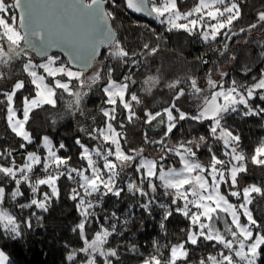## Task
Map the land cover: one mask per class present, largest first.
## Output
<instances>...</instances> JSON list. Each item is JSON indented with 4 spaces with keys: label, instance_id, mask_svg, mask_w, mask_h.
<instances>
[{
    "label": "snow or ice",
    "instance_id": "6c2138e0",
    "mask_svg": "<svg viewBox=\"0 0 264 264\" xmlns=\"http://www.w3.org/2000/svg\"><path fill=\"white\" fill-rule=\"evenodd\" d=\"M241 2L242 0H196L189 10L181 11L178 0H124V4L132 12L154 17L159 23L166 24L167 31L198 35L204 43L216 41L221 35L229 40L237 35L232 29L234 22L241 18ZM119 6L117 0H0V66L11 68L14 61L27 57L22 64V72L27 73L28 83L34 86L35 92L32 97L24 96L22 107L17 108L15 97L25 88V81L17 79L10 91L0 90V95L4 97L0 104H6L7 126L16 137L22 138L21 148L26 149L28 145L34 144L32 134L25 128L30 114L45 104L55 107L57 89L61 90V99H64L65 94L72 98L66 101V110L73 116L76 113L84 116L83 102L93 88L102 83V92L106 97L103 103L110 105L100 110L104 117L103 126H96L93 117L91 130L83 126L78 128L88 139L99 141L95 146L89 147L81 138L75 139V144L81 149L79 159L86 161V167H72L69 164L71 156L58 155L60 149L66 150L65 144L61 142L57 149L48 136H44L43 144L38 146L47 150L43 158L37 151H27L24 162L17 164L12 156L13 150L0 151V160L8 161L7 165L0 164V228L12 239L22 236L21 221L5 208L7 199L17 201L25 196L22 185L28 189L29 198L27 202L19 204L20 209L35 206L41 212H48L52 201L60 198L57 181L66 177L73 185L68 198L76 202V209L81 217L72 231H78L83 240V247L70 252L68 261H75L78 253H82L84 257L80 264H100L101 260L102 264H114L120 260L119 245L108 246L111 237L122 236L125 230H117L115 221H120V217L116 212L104 217L105 220L111 219L114 222L107 227L99 224L91 239L85 229L93 220L99 223L97 209H102L106 197H115L119 201L123 198L122 193L126 192L137 197L138 201L143 198L144 202H138L136 206L149 216L153 205H156L163 210V220H167L175 211L188 218L191 223L186 241L172 245L167 259L159 254L161 246L154 241L156 254L143 259L142 264H186L189 250L185 245H197L201 240L209 243L216 254L210 253L201 258L199 264H259L264 255L261 251L264 248V229L254 218L249 205L253 204L256 196L264 198V187L253 183L239 188L238 177L247 173L249 158L240 150V136L234 135L222 121L231 113L264 119V106H253L257 99L264 102V71L258 78L253 76L251 83L238 82L232 78L227 87L223 79L228 75L226 72H221V79L215 80L209 71L208 95L204 94L206 90L198 85L195 77L190 76L186 81L177 78L165 84L173 93L170 105L162 111L144 113V123L153 125L155 121L154 126L164 128L163 136L159 141H149L145 133L144 139L148 143L161 144L166 152L179 158L181 167H169L166 170L162 163L165 156H161L159 161L150 159L144 156L143 148H133L126 152L121 144L122 139L127 142L126 137L113 123L117 121L118 107L126 113L128 122L139 119L133 110V102L137 105L142 103L135 92L130 94V99H126L130 84L136 83L132 78V67L139 66L140 61L131 59L136 54L124 48L112 27V22L116 19L113 9ZM15 10L19 12L15 13ZM258 27L264 29V11L258 12L256 22L247 29L241 28L240 32H251ZM54 47L66 51L69 58L67 64H57L58 58L48 55L49 49ZM143 48L148 50L147 53H141L145 59L159 51L158 46L150 47L148 43ZM261 48L260 57L264 59V44ZM27 49L46 57V62L34 63ZM101 49H106L107 58L118 61L121 67L130 65L128 74L122 80L112 78L114 69L111 65L107 68L102 64L97 67ZM227 50L228 46L225 44L224 52ZM231 59L234 60L235 57ZM202 62L208 63L207 60ZM93 68V74L86 75ZM41 69L46 75L40 74ZM250 70L245 66V74ZM13 75L15 73L6 76L0 71V80L10 79ZM58 76L67 79H57ZM49 77L52 78V83L46 82ZM73 81L76 83L73 84ZM159 83V76H149L143 82V90L151 94V90ZM182 83L189 84L190 92L186 93L180 87ZM186 95L200 102L196 114L185 112L177 105V101ZM18 113H22V118ZM188 120L201 124L210 121V136L222 143L223 154L228 159L217 157L209 146L210 163L207 167L202 165L194 147L208 144V137L203 135L193 140L181 141L175 147L166 145L164 137H170L181 121ZM119 126L124 127L122 122H119ZM103 145L109 146L105 149ZM250 159L253 165L264 167V142L254 149ZM37 168L42 174H37ZM127 169H132L137 174L138 182L127 176ZM122 177L127 181L126 187L120 186ZM8 184L14 185L10 192L7 191ZM221 185H229L227 194L221 191ZM42 186H47L48 191H41ZM158 188H163L164 195L172 197L169 205L157 204ZM229 196L242 202L232 203ZM171 205L177 206L173 209ZM129 214H132L131 207ZM242 216L246 220L244 223L241 222ZM41 218L36 216L38 221ZM221 221L222 229L219 226ZM24 223L28 228L32 227L31 219ZM121 223L126 226L129 220L125 218ZM160 227L164 229L163 222ZM130 250L138 251L135 244L130 245ZM0 264H10L9 257L3 250H0Z\"/></svg>",
    "mask_w": 264,
    "mask_h": 264
},
{
    "label": "trees",
    "instance_id": "16d2710c",
    "mask_svg": "<svg viewBox=\"0 0 264 264\" xmlns=\"http://www.w3.org/2000/svg\"><path fill=\"white\" fill-rule=\"evenodd\" d=\"M195 3L196 0H178L181 11L189 10ZM117 4L120 6L113 9L116 19L112 22V26L124 48L130 53L136 54L131 59L140 61L139 66L132 67V78L136 83L130 84L127 99H130V94L135 92L143 102V105L141 104L142 108H150L152 112L162 111L166 107V101L173 97V93L165 87V84L177 78L186 81L190 76L195 77L198 85H200L207 82L209 71H211V75H214L220 74L222 69H227L226 73L228 75L223 77L227 87L232 78H235L238 82L251 83L253 76L258 78L261 72L264 71V59L260 57L261 45L264 44V29L258 27L251 30V32H240L241 28L247 29L249 25L256 22L258 12L264 11V0H242L241 18L234 22L232 29L237 35L232 36L230 40L221 35L211 43H204L198 35H189L183 31L169 32L167 31V25L160 24L158 20L151 22L133 16L127 11L124 0H117ZM15 13H18L17 10H15ZM145 43H148L150 47L158 46L159 51L154 56H147L145 59V56L141 55V53H147L148 51L143 48ZM225 44L228 46L226 52H224ZM221 52H224V54L220 55ZM233 56L235 57L234 60L231 59ZM62 57L68 63V59L65 56ZM98 60L104 62L105 68L111 65L114 69L112 78L117 81L122 80L123 76L128 74L130 65L121 67L118 61L109 60L106 49ZM204 60H207L208 63H203ZM245 66L251 69L247 74L244 71ZM149 76L160 77L159 85L151 90V94L143 90V82ZM102 87L103 84L100 87L97 86L86 98L83 107L86 111L84 116L79 113L73 116L70 111L66 110V101L72 99L67 97L66 94L64 99L59 100L55 107L45 105L33 110L26 129L32 134L34 144L28 145L26 149L20 147L23 142L22 138L16 137L7 126L6 104H0V151L13 150L12 156L17 164L24 162L27 151H37L43 158L46 156L47 150L38 146L43 144L42 138L48 136L57 149L61 142L65 144L66 150L60 149L58 155L71 156L72 159L69 164L72 167H86V161L79 159L81 149L75 144V139L77 137L81 138L82 142L89 147L99 143V141L88 139L84 133L78 131V128L83 126L91 130L93 117L96 126H103L104 117L100 110L109 107V105L103 103L105 98L100 94ZM180 87H183L186 93L190 92L188 83H182ZM0 90L9 91L6 87L0 88ZM33 93L34 87L26 85L21 92L17 93L15 106L21 108L23 97H32ZM183 98H187V95ZM0 100H4L2 95H0ZM145 100L149 103L147 106ZM198 104L191 102L185 109L191 114H196ZM256 104L264 106V102L258 99L253 102V106ZM134 110L137 111V107L134 106ZM118 113L117 121L113 123L117 129H122L119 122L124 125L128 121L126 113L119 107ZM18 115L22 118V113H18ZM210 123V121H205L202 124L190 120L181 121L177 130H174L170 137H164V143L169 147H175L181 141L193 140L203 135L208 137V144L201 145L199 148L194 147V151L197 152V159L201 163L209 165L211 154L208 152V147L211 146L217 157L227 160L228 157L223 154L222 143L216 142L210 136L208 127ZM222 123L234 135L240 136V150L249 158L248 165H250V157L254 154V149L261 142H264V119L261 117H242L238 113H231L225 116ZM134 125L135 130L139 129L143 137L139 148L144 149V155H156L157 157L158 154H170L164 150L161 144L148 143L144 139V134L147 133L149 141H159L163 136V127L154 126L156 125L155 121L153 125L145 124L144 120ZM123 145L127 152L128 148L125 141H123ZM103 147L106 149L107 145H103ZM178 161L179 159L175 158L174 160H167L165 165H171ZM7 163V160H0V164L7 165ZM37 174H42L39 168H37ZM127 176L137 179V174L132 169H127ZM126 182V179L122 177L120 186L126 187ZM156 183L159 184V181H156ZM253 183L264 187V177H249L245 182L248 185ZM57 184L60 190V198L52 201L48 212H41L35 206L31 209H20L19 204L27 202L29 198L28 189L23 185L21 187L22 191L25 192L24 197L19 198L17 201L6 200L5 208L15 214L21 221L20 228L22 232L21 237L12 239L11 236L4 233L3 228H0V249L9 257L10 264H80V261L84 259L83 254L78 253L75 261L67 260L70 252L83 247V240L80 238L79 232L72 231L81 217L78 215L76 202L68 198L69 190L73 186L72 183L66 177H61ZM13 187L14 185L8 184L7 191L10 192ZM41 191H48L47 186H42ZM122 197L119 201L115 197H106L102 209H97L100 217L99 223L93 220V223L90 226L86 225L85 229L88 238L91 239L94 231L99 228V224H104L107 227L114 222L111 219L105 220L104 217L116 212L117 216L120 217V221H115L117 230L120 231L122 228L125 230L122 236L114 235L109 240V247L119 245L120 260L115 261L114 264H142L143 259L151 254H156L154 241L161 246L159 254L167 259L172 245L186 241L191 230V223L188 218L173 211L172 216L167 220H163V210L156 205H153L151 216H149L142 208L136 206L138 202H144L143 198H139L138 201L137 197H133L126 192L122 193ZM156 199L157 204L169 205L172 197L164 195L163 188H158ZM176 206L171 205L173 209ZM129 207H131V215L129 214ZM250 209L254 218L260 222L262 229H264V198L256 196L253 204L250 205ZM37 215L42 217L39 221L36 219ZM125 218L129 220L126 226L121 223ZM29 219L32 222L31 228H28L24 223ZM161 222L164 223V229L160 227ZM132 244H135L137 252L130 250ZM200 245H190L191 250L189 253H193L196 257L200 255L206 257L210 253L215 254V250L210 244L204 247V243H200ZM261 251L264 253V248ZM100 264H102V260ZM259 264H264V255H262Z\"/></svg>",
    "mask_w": 264,
    "mask_h": 264
},
{
    "label": "rangeland",
    "instance_id": "374dc122",
    "mask_svg": "<svg viewBox=\"0 0 264 264\" xmlns=\"http://www.w3.org/2000/svg\"><path fill=\"white\" fill-rule=\"evenodd\" d=\"M182 1V0H181ZM15 14V13H13ZM11 22V21H10ZM214 23V22H213ZM161 24V23H160ZM29 55L31 56V58L33 59L34 63H37V64H40V63H44L46 62V57H42L40 56L39 54H37L36 52H29ZM49 56H55L58 58L57 60V64H60V63H65L67 64V62L64 60V58L60 55H49ZM27 57H24V58H21L20 60H16L13 62L11 68H7V67H2L0 66V71L4 72L6 74V76L9 74V73H15V75L11 76L10 79H5V80H0V88H4L6 87L9 91L11 90V86L12 84L15 82V80L17 79H23L25 81V86L28 85V86H33L31 84L28 83V80L29 78L27 77V73H23L22 72V64L26 61ZM104 65V62L103 61H99L97 60V67L99 65ZM75 70V69H73ZM93 71H95V68L93 69H90L86 75L88 76H91L93 74ZM40 74H44L46 75V73H43V70H39ZM221 72H227V69H222ZM57 79H67L65 77H56ZM212 78L215 79V80H220L221 79V76L220 74H214L212 75ZM46 82L48 83H52L53 80L52 78H47ZM76 82L73 81V84H75ZM103 84V83H102ZM99 87L101 86L98 85ZM201 88L205 89V95H208L209 93L207 92V82H204V83H201L199 85ZM34 87V86H33ZM97 87V86H96ZM94 87L93 90L96 88ZM226 87V86H225ZM92 90V91H93ZM99 90V89H98ZM100 94L106 99V97L104 96L102 90L100 92ZM35 95V92L33 93V96ZM60 95H61V90L57 89V103L59 102V100H61L60 98ZM138 96V95H137ZM139 97V96H138ZM173 98V97H172ZM172 98H169L167 101H166V107L170 105L171 101H172ZM126 99H127V96H126ZM85 102L86 100L83 102L82 104V107H84L85 105ZM191 102L193 103H200L199 101H196V100H193L191 99L189 96H187V98H181L179 101H177V105L181 108V110L185 111V112H188L185 107L188 106V104H190ZM119 103V102H118ZM143 103V102H142ZM141 103V104H142ZM141 104H135V102H133V110H134V106L137 107V111L136 112V116L139 117L140 119H134L132 122H128L126 124H124V127L122 129H117L118 131L122 132L125 137H126V144H127V148L128 150L129 149H133V148H139V144L143 141V137L141 136V132L139 129L135 130V125L134 124H138L140 122H143V120L145 119L144 117V113L145 111H151L150 108L149 109H146V108H142L141 107ZM149 103L145 100V105L147 106ZM47 105V104H45ZM43 105V106H45ZM143 105V104H142ZM42 106V107H43ZM110 107V105H109ZM35 110V109H34ZM86 112V111H85ZM154 113V112H153ZM130 123V124H129ZM133 124V125H131ZM26 128V126H25ZM27 130V129H26ZM123 141L125 140H121V144L123 145ZM108 147V145H107ZM114 147V146H113ZM124 147V145H123ZM124 150H127L126 148H124ZM150 159H156L159 161V159L161 158V156H165L166 158L162 161V163L165 165L166 164V161L167 160H174L175 159H179L178 157H176L174 154L170 153V154H166L164 155L163 154H158L157 158L156 155H152V156H149V155H144ZM200 162V161H199ZM201 163V162H200ZM202 165H204L205 167H207L208 165L204 164V163H201ZM169 167H176V168H179L181 167L179 161L177 163H174V164H171V165H165V169L167 170V168ZM247 167H248V171L247 173H242L240 174V176L238 177V183H239V188L242 189L244 186H248V184H245V182L248 180L249 177H253V178H259V177H264V167H261V166H256V165H253L252 163L250 165L247 164ZM209 182H211L210 180V177H209ZM228 190H229V185H221V191L224 193V194H227L228 193ZM225 191V192H224ZM230 202L232 203H235V204H239L240 202H242L241 200H237L236 197H231L229 196L228 197ZM182 204V202H180ZM250 207V205H249ZM193 211H195V209L193 208ZM202 219H204L202 217ZM230 219V218H229ZM241 222L244 223L246 222L245 218L242 216L241 217ZM219 226L221 227V229L223 228V221L219 222ZM200 243H204L203 247L204 246H207L209 243L207 242H203L201 240V242H199L197 245H192V246H199ZM186 248H188L189 252L191 250L190 248V244H186L185 245ZM202 246V245H200ZM198 253V252H197ZM216 254V253H215ZM201 258H204V255H200L198 257L194 256L193 253H189V257H188V260L186 261V264H199V261ZM179 264V262H178Z\"/></svg>",
    "mask_w": 264,
    "mask_h": 264
},
{
    "label": "water",
    "instance_id": "95a60500",
    "mask_svg": "<svg viewBox=\"0 0 264 264\" xmlns=\"http://www.w3.org/2000/svg\"><path fill=\"white\" fill-rule=\"evenodd\" d=\"M126 8H127V7H126ZM127 11H128L130 14H132L133 16H136V17H139V18H143V19H146V20L151 21V22H153V21L156 20L154 17L145 16V15L140 14V13H134V12H132V11H131L130 9H128V8H127ZM17 12H19V10H17ZM112 27H113V26H112ZM115 32H116V31H115ZM116 35H117V38H118V34H117V32H116ZM27 50H28V49H27ZM104 50H105V49H101V54L97 57V60L102 56ZM28 51H29V50H28ZM33 52H35V51H33ZM53 54H60V55H62V56H65V57L69 60L66 51H65L64 49L60 48V47H54V48L49 49L48 55H53ZM74 69H75V68H74Z\"/></svg>",
    "mask_w": 264,
    "mask_h": 264
},
{
    "label": "flooded vegetation",
    "instance_id": "af4514ba",
    "mask_svg": "<svg viewBox=\"0 0 264 264\" xmlns=\"http://www.w3.org/2000/svg\"><path fill=\"white\" fill-rule=\"evenodd\" d=\"M28 50H29V52L33 53V50H32V49H28ZM28 50H27V51H28Z\"/></svg>",
    "mask_w": 264,
    "mask_h": 264
},
{
    "label": "crops",
    "instance_id": "0c3cea01",
    "mask_svg": "<svg viewBox=\"0 0 264 264\" xmlns=\"http://www.w3.org/2000/svg\"><path fill=\"white\" fill-rule=\"evenodd\" d=\"M1 250V249H0Z\"/></svg>",
    "mask_w": 264,
    "mask_h": 264
}]
</instances>
